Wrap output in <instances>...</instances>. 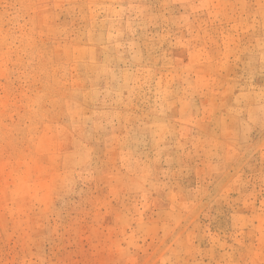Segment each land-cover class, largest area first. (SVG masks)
Segmentation results:
<instances>
[{
	"label": "rangeland",
	"instance_id": "1",
	"mask_svg": "<svg viewBox=\"0 0 264 264\" xmlns=\"http://www.w3.org/2000/svg\"><path fill=\"white\" fill-rule=\"evenodd\" d=\"M0 264H264V0H0Z\"/></svg>",
	"mask_w": 264,
	"mask_h": 264
}]
</instances>
